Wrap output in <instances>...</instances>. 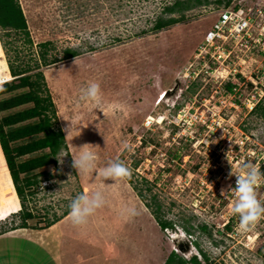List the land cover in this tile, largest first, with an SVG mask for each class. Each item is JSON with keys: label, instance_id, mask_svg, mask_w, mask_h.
Segmentation results:
<instances>
[{"label": "rangeland", "instance_id": "obj_1", "mask_svg": "<svg viewBox=\"0 0 264 264\" xmlns=\"http://www.w3.org/2000/svg\"><path fill=\"white\" fill-rule=\"evenodd\" d=\"M172 1L20 0L34 41L33 49L17 43L23 54L30 56L47 40L55 45L52 57L62 56L66 47L82 51L44 69L57 106V126L65 132L69 148L58 155L62 164L58 160L44 169L47 174L41 176L38 192L26 202L45 218L31 220L24 228L40 230L38 220L40 227L57 217L66 234L87 242L92 253L98 248L110 260L118 256L116 264H165L172 251L187 260L197 255L206 264L196 241L212 264H264V226L259 220L250 230L239 228L240 217L232 213L237 178L229 175L231 167L236 171L245 163L255 164L264 150V116L252 113L255 107L235 105L252 92L250 73L261 61V51L238 46L241 59L232 56L222 63L220 58V63L204 66L195 53L224 5L211 0L188 11L185 21L154 31V19ZM260 2L240 0L245 10ZM8 48L13 55L9 43ZM229 66L246 75L238 78L246 84L233 89V96L222 80ZM4 68L3 83L13 76L0 39ZM90 82L100 85L99 106L80 99ZM85 149L97 154L95 166L77 171L73 156ZM114 160L123 161L131 175L105 179L102 170ZM136 161L140 164L135 168ZM131 178L143 188L147 201L152 192L158 195L162 214L176 222L174 228L161 229ZM142 178L153 184L152 192ZM263 182L256 187L258 198ZM95 191L102 193L103 206L84 224H74L69 213L64 214L70 202ZM21 208L0 152V230L21 224L16 216ZM184 225H192L194 233ZM23 241L22 235L5 236L0 252L10 247L8 253L25 264L29 261L17 255L28 253L32 245Z\"/></svg>", "mask_w": 264, "mask_h": 264}, {"label": "trees", "instance_id": "obj_2", "mask_svg": "<svg viewBox=\"0 0 264 264\" xmlns=\"http://www.w3.org/2000/svg\"><path fill=\"white\" fill-rule=\"evenodd\" d=\"M215 1L225 6L232 5L233 2V0ZM209 4L211 0H174L163 7V12L154 19L152 29L157 32L185 21L188 11ZM236 7L238 8V5ZM0 39L7 54L10 73L13 76L0 88V152L22 207L16 214L20 217L21 224L0 230L2 234L16 228L28 227L31 220L45 218L31 210L26 202L29 196L38 192L42 183L41 176L47 174L44 169L50 165L56 166L58 155L68 150L69 147L65 132L57 126V106L48 87L44 69L79 56L82 51L66 47L62 56L52 57L49 55L55 49V45L53 41L47 40L36 45V52L34 51L30 56L23 54L24 52L17 43L23 42L24 45H28L29 49H33L34 41L20 0H0ZM8 43L13 47V55L10 54L11 49L8 48ZM6 69H0V73ZM236 83V81L228 82L227 89L232 90ZM253 112H259L261 116H264V96L256 104ZM139 164L140 161H136L134 167L136 168ZM262 172L264 173V166ZM129 182L146 200L161 229L174 228L176 222L165 218L162 214L163 203L158 195L152 192L153 184L148 179L144 181L143 178L141 179L144 183L142 185L152 192L150 201H147L140 184L134 183L132 178ZM69 212L68 207L64 214L67 215ZM40 220L35 223V226L43 229L53 225L59 219L57 217L52 220L47 219L45 224L39 227ZM184 227L190 235L194 233L192 225H184ZM202 228L207 229L206 226ZM227 228H231L230 224ZM195 244L204 256L206 264H212L199 242L196 241ZM189 262L202 264L197 255L187 260L175 251L170 253L165 264H188Z\"/></svg>", "mask_w": 264, "mask_h": 264}, {"label": "built area", "instance_id": "obj_3", "mask_svg": "<svg viewBox=\"0 0 264 264\" xmlns=\"http://www.w3.org/2000/svg\"><path fill=\"white\" fill-rule=\"evenodd\" d=\"M232 3L233 5H224L219 8V17L214 22L212 28L207 31L205 39L196 50L195 56L201 57L202 64L207 66L208 63H220V58L223 60L222 63L228 62V59L232 56L241 59L236 50L238 46H240L241 50H249L251 47L258 48L261 51V63L259 62L256 69L251 72L252 74L250 73L253 79L249 82L254 84L252 92L247 94L248 97L246 99V94L243 93V100L240 99V102L235 104L236 106L244 104L252 110L264 96V0L254 4L249 10H245L246 8L240 4V0H233ZM237 5L238 8L236 7ZM261 22H263V25L260 24ZM239 65L241 68L243 67L240 63ZM241 75L246 76L243 70H239L235 66H229L226 76H222V80L224 83L236 81L237 83L233 89H242L246 83L243 80H238ZM233 89L229 91L232 93V96L235 95ZM255 165L262 172L264 150L258 153V160ZM259 199L264 202V189L262 198ZM260 221H262V225L264 226V217Z\"/></svg>", "mask_w": 264, "mask_h": 264}, {"label": "clouds", "instance_id": "obj_4", "mask_svg": "<svg viewBox=\"0 0 264 264\" xmlns=\"http://www.w3.org/2000/svg\"><path fill=\"white\" fill-rule=\"evenodd\" d=\"M0 83L3 84L2 81ZM80 99L91 101L99 106L102 100L100 85L96 82H90L86 88L81 90ZM57 159L61 164L63 163L62 158ZM96 160L97 154L90 149H85L78 156H73V167L77 171L87 172L94 168ZM101 174L105 179L117 180L129 177L131 170L123 161L114 160L108 163ZM229 175H235L237 178L234 193L237 200L232 207V213L240 217L239 228L241 230H250L256 222L264 217V202L256 194L257 184L261 179H264V173L255 164L245 163L236 171H233L231 167ZM103 203L104 197L99 191L79 194L69 204L70 219L76 225L84 224L97 208L103 206ZM129 211L132 215L136 214L135 209Z\"/></svg>", "mask_w": 264, "mask_h": 264}, {"label": "crops", "instance_id": "obj_5", "mask_svg": "<svg viewBox=\"0 0 264 264\" xmlns=\"http://www.w3.org/2000/svg\"><path fill=\"white\" fill-rule=\"evenodd\" d=\"M22 235L28 247V253L23 255H17L22 260H26L25 264H116L118 256L114 260H110V256L101 255L97 250L92 253L89 250V244L82 240H79L71 234L64 232L60 228V224L54 223L53 225L38 229L30 228H18L8 231L0 235V239L5 236ZM27 235V236H26ZM75 242L83 243L82 247H79ZM33 245L37 246L34 248ZM39 250H42L41 252ZM3 251V252H2ZM0 252V264H23L20 262V258H14V253H10V247H5ZM46 253L47 257L41 253ZM110 252V251H109ZM111 253V252H110ZM114 255V253H113ZM11 256L13 258H11ZM21 260V261H22Z\"/></svg>", "mask_w": 264, "mask_h": 264}]
</instances>
